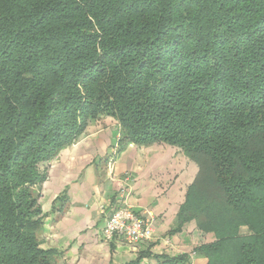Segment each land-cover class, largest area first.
Returning a JSON list of instances; mask_svg holds the SVG:
<instances>
[{"label":"trees","instance_id":"1","mask_svg":"<svg viewBox=\"0 0 264 264\" xmlns=\"http://www.w3.org/2000/svg\"><path fill=\"white\" fill-rule=\"evenodd\" d=\"M102 116L198 165L208 264H264V0H0V264H60L39 187Z\"/></svg>","mask_w":264,"mask_h":264},{"label":"crops","instance_id":"2","mask_svg":"<svg viewBox=\"0 0 264 264\" xmlns=\"http://www.w3.org/2000/svg\"><path fill=\"white\" fill-rule=\"evenodd\" d=\"M121 136L118 120L102 116L49 164L39 187L43 246L62 253L60 264H169L181 256L188 264H208L196 247L213 243L215 234L193 220L178 221L198 165L163 142L120 150ZM124 206L153 215V239L136 246L104 240L106 220Z\"/></svg>","mask_w":264,"mask_h":264},{"label":"built area","instance_id":"3","mask_svg":"<svg viewBox=\"0 0 264 264\" xmlns=\"http://www.w3.org/2000/svg\"><path fill=\"white\" fill-rule=\"evenodd\" d=\"M154 237V218L150 213L139 214L128 206L116 209L106 220L103 238L120 239L128 245L151 240Z\"/></svg>","mask_w":264,"mask_h":264},{"label":"rangeland","instance_id":"4","mask_svg":"<svg viewBox=\"0 0 264 264\" xmlns=\"http://www.w3.org/2000/svg\"><path fill=\"white\" fill-rule=\"evenodd\" d=\"M201 255V254H200Z\"/></svg>","mask_w":264,"mask_h":264}]
</instances>
